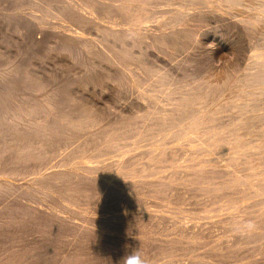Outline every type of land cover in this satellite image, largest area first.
I'll list each match as a JSON object with an SVG mask.
<instances>
[{"label": "bare ground", "instance_id": "obj_1", "mask_svg": "<svg viewBox=\"0 0 264 264\" xmlns=\"http://www.w3.org/2000/svg\"><path fill=\"white\" fill-rule=\"evenodd\" d=\"M0 5H1V3H0ZM2 5H6V8H8L11 12H13V14L20 16L18 18H21L23 26L17 27V29L20 28V30H19L20 32L18 31V33L20 36H23L24 38L27 36V39L29 38L28 36H30V41H27L26 39L25 40L27 42H30V44L28 43V45H31V46L32 45L33 46L34 45H37V46L41 45L40 41L45 40L46 36H47L46 37L47 39L49 38L48 36L51 33L47 34L48 30L46 28V27H48V24L50 23L49 21L48 22L46 21V19L48 17L52 20H55V22L56 21L60 22V24L59 23H57V24L53 23L54 24L53 26L58 25L57 27H54V28H56L55 29L56 33H57V31L59 32V33H57V35H58L57 38H58V40H61L62 43H60L61 47H60V49L58 48L59 50L57 49V46H58L57 44H56L57 46L55 45L56 46L55 48L59 51V55L62 56L61 58H63V56H64L68 59L79 60L78 62L81 64H82V62H80V61L91 60V62H92V60L94 59L95 61H93V62L97 63L96 64L97 68L98 67L101 68V70L104 73V77L107 80V84H108L107 90H108L110 97L112 99L121 97L122 96L121 94L124 92L123 96L125 95L126 97H129V98L127 99V101H125L124 106L122 104L123 108L127 109V110L136 109L138 112H140L138 114H135V117L138 120V122H137L138 126L136 125V128L133 127L134 129L137 130L134 132L136 134H132V135L128 134L130 136H125L124 134L126 133V131H124V129H122V128H121L122 129L121 130L119 127L122 124V122L117 117L115 118V116H113L114 114L112 115L113 119L110 117V120H112V121H110L108 123H113V125L115 124L118 126L113 127L112 130L110 129V131H108V132L101 133L102 131L99 132V128H102L103 126L101 127V125H103V124H100L99 122L94 121L92 119L89 121L90 117L87 121L86 120L87 118L85 119V117L90 116V115L86 114L87 116L84 115L85 117L82 115L84 117L83 119H85L87 122H83L81 124L80 121H78V119H77V116H78L77 114L76 115L70 114L71 112L67 113V111H70L71 107H69V110H67L66 109L67 106L65 107V105L59 104L60 102H58L59 105L56 103L57 99L53 98L56 96V94L54 96L52 95L54 91L52 92V94L50 93V91H46V90L43 91L44 87H43L42 83L40 84L41 89L27 88L26 86L23 85L24 82L21 80L22 78L20 77L21 78L20 79L18 77V75L20 73L19 74L17 73L18 75H16V70L14 69L15 67H12V65L6 66V64H5V66L0 65V175L2 177V179H0V182H1L0 183V193L2 191L1 189H3L4 190V192H3L4 196L8 197V199H6V201H5V202H7L5 205H7V204L9 206L11 205V207L13 208L15 206L17 207L19 204L21 205V201H22V203H24V201H26L25 199L27 197L30 198V200H31V198H35V199L37 198V199H40V202L37 200V202L39 204H37L36 206H41L42 208L36 207V209L37 208L43 209V213H45V214H46V212H44V211L49 210L51 212V213L49 212V214H50V215L48 214L49 216H51L53 214L55 216H63L65 214H68V212H70L71 210H73V209H71V207L75 206L76 200H79L80 197L84 196L85 192H86V194L89 193V192L87 193V191H89L88 186L90 185V182L93 183L94 180H97L95 182L98 183V178H101V180H102V181L99 180L100 181L99 185H102L101 182H104V184H106L107 187H105V188L101 187L102 191L99 193L90 191V194L94 193L93 197H96V199L99 200L98 202L104 204L106 199H108L107 192H108V187H109L108 185H110V183H112L113 185H115L117 187L118 184L117 185L114 184V183H116V181L129 180L130 182H132L134 179L136 182L135 178H137V181H139V182H142V181L145 182L146 180H148L146 178L149 175H146V174L144 175V173L146 171L143 169V167H142V169H143L144 173L142 172V169H140V171H141V173H143V175L142 174H140V176L135 175L134 172H130V170L127 169V167H128L127 165L129 163L125 165L126 161H123L124 163L117 162L119 164L115 165L113 167V169L112 168H110L109 170L106 169L107 174L100 177V175H102V173L105 172L104 167H103L104 165L101 164L102 166L101 165L99 166L98 165L99 162H97L96 159L101 158L102 156L106 155L107 153L109 154L108 149H112V150L115 149L116 150L118 148L120 141L127 140L130 138V139H132V141L134 140V143H137L136 141L141 142V140L143 141V140L147 139L148 136H150V135L153 136L154 134H158V133L161 134V133L169 132L170 134L165 133L166 135H165V138H163L164 140L163 139H162L163 141L161 140L162 142L160 145L163 147V149H159V150H161V152L158 151V152H160V154L158 153L160 156L157 154L158 158H156L157 160L155 159L156 162H158V167H157V165H155V167L154 166L153 167L154 168L157 167L159 169L162 168V171H163V168H167V167L169 169L171 168V170H169V171H175V173L172 174V175H174V177H171V175H169L167 172L166 174L168 176L165 174L164 177L161 176L160 179H158L159 177L156 178L160 182L157 183V181H156L155 184L156 183L161 184V185L164 184V186L169 187V186H172L171 183H173L174 181H178V183L180 182L182 184V186L185 185V186L189 187L188 189L194 188L197 191L196 194H199L198 192H200L203 195H205V197H206V198H204L205 204H207L208 202H212L213 205L217 204L216 209L217 210L219 209V212L221 211L222 208H226V207L221 206V204L219 205V202L221 201V199L224 198V200H225L226 197L228 198L231 194L233 195V193L236 196L238 195V197L235 198V196H234L233 198L231 197V199L228 198L231 200L232 204H234L233 202L237 201L239 198L249 199L250 203H251V205L249 204L248 207H240L239 209L236 208L238 205L237 206L235 205L236 207H234V209L236 208V211H234V213L230 212L228 214L225 213L226 215L224 214V216L220 215L221 218L218 217L219 219L217 218L216 219L217 221H215V220L211 221L210 218L212 219V216L210 215L211 217L210 216H209L210 218L208 217L210 221L205 222V220H204L203 222H205V223H203V224H200V223L195 224V222H194V225H193V222H192L191 224L193 226L189 225L190 226L189 227V226H185V223H183L184 224V231L186 232V234L188 236L194 235L195 232H198V233H196L198 238H196L197 236L196 237H188L189 239L193 240L192 242L189 243V245L191 244L193 247L199 249L203 244L202 240L204 239V236H203L204 233L208 232L210 229L215 228L218 225L219 226L222 225L224 227L226 226V228L227 227L230 228V229L227 228L226 230H232V232L235 233L237 236H239V238L241 239V240L239 239L240 241L236 243V247H241L242 245H246L249 243L256 244L257 242H259V243H257V246H258L257 250H260V251L264 250V208H261L260 210L257 209L259 206H264V127H259V124H264V0H6L5 4H2ZM46 7H47V9H46L45 15H48V14L49 15L47 17H44V14L41 12H44L43 10ZM38 8L39 9L44 8V9H41L42 10L41 11ZM8 9H5V10H8ZM13 17H14V15H13ZM74 18H76L77 20L75 19L76 21H73V22H76V23H77V21H79V23L80 22H87L89 27L95 28V29L99 28L98 25H96V20L104 21V18H106L107 19L106 23L109 24V27L105 31L106 32L105 38L102 35V37L104 39H102L101 43L94 41L93 44H87L88 42L87 43L82 42L83 38L81 36L83 33H85L86 30L83 31V28H80V27H82L81 25L75 26V27L65 25L68 21L73 20ZM19 22L20 21H18V23ZM27 22L29 23L30 26L27 25ZM73 22H71V23H73ZM46 24H47V26H45ZM20 25H21V22H20ZM51 25H52V23H51ZM17 26H19V25H17ZM84 26H87V25H84ZM48 29H51V28H48ZM52 29L49 32H55V31H52ZM84 29H86V28H84ZM78 31L79 32L81 31L80 33H82V34L80 35V33ZM3 32H4V30H3ZM14 32H17V31H14ZM37 32H39L38 33L39 35L35 38V34ZM74 33L76 35H74ZM92 34H94V33H92ZM49 40H53V39H51V37H50ZM46 41H48V40H46ZM54 44H55V42H54ZM187 47L190 49V52H189L190 56L188 55V56L184 57L183 59H180L178 54H181V53H179V52H181L182 50H184ZM53 48H54V46H53ZM19 50H21V49H19ZM51 50H53V49H51ZM10 54H12V53H10ZM17 59H18V57H17ZM2 61H4V59ZM6 63H8V62H6ZM73 63H75V62H73ZM93 64H95V63H93ZM61 68H62V66H61ZM80 69H81V67H80ZM84 69H85V66H84ZM56 74H58V73H56ZM78 74H76V76ZM101 74H102V72H101ZM179 77H181L186 82V84L185 83L184 84L186 85L187 89L185 90L186 87L185 88L183 87L185 92L182 93V95H178V96L173 97L174 92L175 93H176V91L181 92L183 90V89L177 90L175 88L177 86L176 83H177ZM91 78H92V76H91ZM37 82H38V80H37ZM179 82L180 81H178V83ZM56 83H55V85H56ZM182 83H181V85H182ZM86 84H87V82H86ZM47 85L50 86L49 84H47ZM47 85L45 83V86H47ZM185 85H182V86H185ZM80 89H81V87H80ZM61 90H62V87H61ZM51 91H52V89H51ZM47 92H49V93L47 94ZM155 92L157 95L153 94ZM37 93H39L40 98L34 99L33 95L36 94V96H37ZM160 94L162 95V97L160 96ZM176 94H178V93H176ZM119 95H121V96H119ZM110 97L107 100H111ZM124 98L122 97V99H124ZM119 99H121V98H119ZM30 100H32V101H30ZM70 100H71V98H70ZM72 100H74V99H72ZM65 101H66V99H65ZM62 102H64V101H62ZM167 105H170V108H168L169 106L166 107ZM59 106H63V107H65V109L62 107H59ZM75 106H76V104H75ZM154 106H156V107H154ZM208 106H210V107L212 106L211 110H209L210 107H208ZM206 108L208 109L207 111H209V112L202 113V112H204V110ZM72 109H74V108H72ZM120 109H119V111H120ZM65 110H67V111H65ZM72 111H73L72 113L76 112L74 110H72ZM109 111H110V109H109ZM79 113H81V112H79ZM198 113L199 114L202 113V114H200L199 118H198ZM254 113H255V115H254ZM81 114H83V113H81ZM110 114H111V112H110ZM128 115H130V114H128ZM79 117H80V115L78 116V118ZM92 118H94V117H92ZM100 119L102 120L101 117H100ZM85 120H82V121H85ZM103 120H105V119H103ZM234 120H240L242 124L240 126H235V125L232 126V123ZM108 121H109V119H108ZM101 123H103V122H101ZM80 124L84 128V130H82V131H80V129H81ZM104 124H105V122H104ZM127 124H128V122H127ZM131 126H133V125H131ZM258 127L260 128L259 130H257ZM133 128H131V129H133ZM75 129H79L78 131H80V133L85 132L86 136L88 137V138H86V140L84 142L86 145V147L84 146L86 148V150L81 155L79 154L78 157L75 158L76 160L80 159V161L75 163V162L71 161V158L61 157L60 156L61 154L58 155V158H60V157L61 158L59 160H57L58 162L55 164H50L51 162H48L51 159L47 160V158H48L47 155H45V157H47V158H45L46 161L44 159H43L44 161L40 160L41 150H44V147H42L43 145L48 144L47 142H49V144H50L51 140H54V138H57V137L65 138L67 136L75 134V132H76ZM74 130H75V132H74ZM122 131H124V134H122ZM170 131H172V133ZM212 132H215V133L213 134ZM78 133L76 132V134H78ZM79 134H78V136H79ZM236 135H238V136H236ZM75 137H76V135H75ZM161 137H162V134H161ZM163 137H164V135H163ZM63 138H61V139L58 138L57 140H59V139L62 140ZM68 138L70 139V137H68ZM68 138H67V140H69ZM158 139H153V140L157 141ZM73 141H75V140H73ZM145 141H147V140H145ZM62 142H64V141H62ZM69 142H71V141H69ZM81 142H82V140H81ZM78 143H79V141H78ZM162 143H163V145H162ZM182 143L189 144L188 146L193 145L194 149L193 150L192 149L185 150L183 147L184 144L182 145ZM51 144H53V143H51ZM57 144L60 147V145H59L60 143L57 142ZM69 144H71V143H69ZM56 145H54V147ZM82 145H83V143H82ZM127 145L125 147H128ZM154 145H155V143H154ZM156 145H158V144L156 143ZM164 146H166V147L164 148ZM65 147H66V145H65ZM102 147L103 148L105 147L106 150H102L101 149ZM136 147H138V146H136ZM185 147H187V146H185ZM56 148H57V146H56ZM85 148H83V149H85ZM121 148H124V147L121 146ZM146 149L149 150L148 147ZM45 150H47V149H45ZM58 150H59V148H58ZM60 150L58 151L59 153H60ZM44 151H42V152H44ZM47 151L49 152L50 150H47ZM47 151H46V153H47ZM138 151H139V149H138ZM65 152H63V153H65ZM141 152L144 153L142 150H141ZM53 153H54V151H53ZM69 153H70V151H69ZM51 155H53V154L51 153ZM132 155H130V156H132ZM157 155H156V157H157ZM197 155H202L203 157H200V159H196L195 157ZM209 155L210 156L216 155V157H217V155H219L220 160L219 161L213 160L212 159L213 157L210 158ZM53 156L55 157V155H53ZM139 156L140 157L138 159H140V158L145 159L143 156H141V155H139ZM148 157H149V155H148ZM72 159H73V157H72ZM150 159H148V160H150ZM186 159H190L192 161L194 159L195 162L191 161L190 162L191 165H188V166L184 165L183 167L181 166L182 164L177 165V163L178 164L180 163V160H186ZM107 161H108V159H107ZM152 161H154V160H152ZM103 162H104V160H103ZM156 162H155V164H156ZM77 165H80V166H77ZM147 165L149 166V164H147ZM175 165L177 167L176 169H174ZM110 166H112V165H110ZM55 167L58 169V171H55V172L51 171V169L55 168ZM140 167H141V165H140ZM140 167H138V168H140ZM172 167H174L173 168L174 170H172ZM131 169H133V168H131ZM152 172H153V170H152ZM152 172H150V173H152ZM14 173L15 174L16 173H23V175L24 174H25V176L29 175V177L30 176L36 177V175L37 176L41 175V177L42 176L44 177V180L35 183V180H34L35 177H34V178H32L34 183L32 182V184H29V186H27L26 188L23 187L21 189H18L16 187L17 185L14 186L11 183V181H9V179L6 180L7 177L12 176V178H13ZM150 173H148V174H150ZM155 174H156V172H155ZM9 175H11V176H9ZM17 176H18V174H17ZM21 176H22V174H21ZM150 176H152V175L150 174ZM29 177H28V179H29ZM36 178L38 179L39 177H36ZM26 179L27 178H25V180ZM32 179H30V182L32 181ZM154 181L152 180V182H154ZM95 182H94V184H95ZM24 183L27 184V183H29V181L24 182ZM147 183L153 184L149 181ZM14 184H16V183H14ZM174 184H176V182H174ZM125 185H126V187L128 186L127 184H125ZM115 186L111 187V189L115 188ZM20 187L21 186H19V188ZM135 187L136 188H134V189L137 190L136 192H137L139 199H140L139 202L142 203L144 206L145 204H147V203H144V202H147V200H146L147 197H150L151 189L149 187H152V186L148 187L145 184H141V185H138ZM173 187H174V185L172 186V188ZM187 187H185V188L187 189ZM121 188H123V187H121ZM121 188H119V189H121ZM131 188H133V185ZM178 188H180V187L178 186ZM95 189H97V188H95ZM169 189H171V188L169 187ZM175 189H176V191L178 190L177 188H175ZM90 190H93V189H90ZM127 191H129V190H127ZM153 191L156 192V190H153ZM179 191H180V189H179ZM179 191H177V192H179ZM134 192H135V190H134ZM154 192H152V193L154 194ZM167 192H169V191L167 190ZM183 192L185 193L186 191L184 190ZM189 192H187V193H189ZM191 192H193V191H191ZM123 193H125V192L123 191ZM166 194H163V195H166ZM174 194H175V191H174ZM180 194H182V193H180ZM180 194H178V196H177L178 198H179ZM173 195L170 194V195H168L169 197L167 195L166 196L169 199L170 198L172 199ZM192 195L196 197L195 194H192ZM239 195H241V196H239ZM1 196L2 195H0V201L2 200ZM123 196L125 197V194H123ZM197 196H199V195H197ZM7 197H5V198H7ZM93 197H91V198H93ZM5 198L3 200H5ZM85 199L88 200L89 197H88V199L84 198V200ZM111 199H113V198L111 197ZM164 199H166V198H164ZM181 199H184V198H181ZM123 200L126 202L127 199L126 200L123 199ZM174 200H176V199H174ZM27 201H26V203H27ZM117 201H119V200H117ZM181 202H183V201H181ZM204 202H202V203L204 204ZM80 203H82V202H79V204ZM228 203H229V201H228ZM0 204H1V202H0ZM2 204H3V206H0V207H2L0 209V212H3V214L5 212H7L8 209L12 210V208H10V207L7 209L8 205L5 206L4 203H2ZM138 205H139V203H138ZM208 205H211V203H209ZM213 205L211 208H209L210 210L213 208ZM245 205H246V203H245ZM27 206L28 205H26V207ZM104 206H106V205H104ZM241 206H243V204ZM22 207H24V206L22 205ZM204 207L205 206L203 205V209H204ZM116 208L118 209L119 207L116 206ZM128 208H129V206H128ZM179 208H181V207H179ZM39 209H37V210H39ZM94 210H96V209H94ZM206 210H208V209H206ZM128 211H131V210L129 209ZM223 211H224V209H223ZM225 211H227V210L225 209ZM9 212H11V211H8L7 213H9ZM13 212H15V211H13ZM13 212H12V214H13ZM23 212H25V211H23ZM35 212H37V211H35ZM73 212H74V210L72 211V213ZM81 212L82 211L80 210V213ZM108 212H111V211H108ZM41 213H42V211H41ZM75 213H76V215L73 214L74 216H72V217H75V216L77 217V215L79 214V211L75 212ZM85 213L88 214V212H85ZM95 213H93V214H95ZM103 213H104V211H103ZM111 213H113V212H111ZM207 213L208 212H206V214ZM244 213H246V215ZM32 214H34V212H32ZM69 214L72 215L71 213H69ZM114 214H116V212ZM35 215H38V214L35 213L34 217H35ZM48 215L43 214V218H44V216L45 217L47 216V220H48L49 219ZM81 215L85 216V218H86V214H83V212ZM89 215H91V214H89ZM89 215H87V216H89ZM97 215H98V212H97ZM135 215H136V213H135ZM247 215H251L252 218L250 216H247ZM40 216H42V215H40ZM194 216H196V215L194 214ZM215 216H217V213L215 214ZM52 217H50V218H52ZM64 217H63V220H64ZM116 217H117V215H116ZM119 217H120V215H119ZM246 217H249L250 219L249 218L247 219ZM32 218H33V215H32ZM37 218H39V217H37ZM55 218H57V217H55ZM58 218H62V217H58ZM77 218H78L77 220L81 219V218L79 219V215ZM110 218H112V217L110 216ZM123 218H124V215H123ZM169 218H170V216H169ZM5 219L3 221H7V220L10 221V222L7 221L6 223L10 224L12 222L11 220H9L10 217H9V219L7 217V220H5ZM70 219H71V217H70ZM70 219H68V220L70 221ZM180 219H181V217H180ZM30 220H31V217H30ZM51 220H53V218ZM60 220H62V219H60ZM66 220L67 219H65V221ZM87 220H88V217H87ZM112 220H113V218H112ZM140 220H141V218H140ZM147 220H148V218H147ZM3 221H1L0 223H2ZM48 221L51 222L50 219ZM69 221H66V223H64V224H67V222H69ZM16 222H18V221H16ZM30 222H32V221H30ZM59 222L60 221H58V224H59ZM88 222H89V220H88ZM130 222H131V220H130ZM132 222H134V221H132ZM140 222H139V224H140ZM6 223L5 224L2 223V225L3 224L7 225ZM85 223H86V225H85ZM21 224H22V222H21ZM34 224H35V222H34ZM47 224H50V223H47ZM47 224H46V226H48V227H46V226L45 227L49 229V227L52 223L50 225H47ZM68 224L70 226V223H68ZM88 224H90V223H88ZM95 224L96 223H94V226L92 228L95 229V231H96L97 229L95 227L96 226ZM18 225H20V224H18ZM52 225L54 226V225H56V223L55 224L53 223ZM62 225H63V223H62ZM75 225L77 226V223ZM8 226L9 225L5 226V228H7ZM14 226L15 225H13V230H14ZM91 226L89 225V227H88L87 221H85V222H83V224H81V226H80L81 228H79V232L81 230H82V232H80V233L77 232V233L79 234V236L84 237V235H85L84 233L85 232L87 233V231H83V229L84 230H90V229H92ZM110 226H111V224H110ZM170 226H171V224H170ZM59 227H61V224ZM63 227H64V225H63ZM65 227L60 228V229L64 230ZM101 227H103V226L100 225L99 228H101ZM176 227H178V226H176ZM179 227H180V225H179ZM9 228L11 229V224H10ZM17 228L15 231H17ZM29 228H31V227H29ZM39 228H38V230H39ZM103 228H106V227H103ZM127 228H128V226H127ZM127 228H125V229H127ZM221 228L223 229V227H221ZM43 229L45 232L46 229L44 227H43ZM43 229H40V231L43 232ZM51 229H54V228L52 227ZM74 229H76V228L73 227V230ZM0 230H2L1 227H0ZM68 230H70V229H68ZM100 230L97 232H100ZM105 230H103V232ZM119 230L120 229L117 227V225L116 226L113 225V227L112 228L110 227V230L108 231V233L110 232L111 235L113 236V237H111L109 244H110V247L114 250L117 249V247L119 249V247L123 246L122 244H120L122 246H119V240L118 239H121V238H119L120 237L119 235H121L123 233L121 236H122V240H124V241L127 239L124 236H128V234L132 235L131 233H129L130 231L128 233H125L121 229L122 232L120 231L121 233H119ZM128 230H130V229H128ZM11 231L12 230H10L9 232H11ZM40 231H39V233H40ZM76 231H77V229H76ZM76 231H73V235L76 233ZM106 231H105V233H107ZM125 231L127 232V230H125ZM154 231H157V230H154ZM1 232L3 233V231H1ZM9 232H8V234H9ZM53 232H57V231L55 230ZM53 232L51 233V236H52ZM91 232H93V231H91ZM11 233L14 236V234L17 232L14 233V231H12ZM69 233L70 232H68L67 234H69ZM19 234L21 235L22 233H19ZM19 234L17 233V236ZM32 234L33 233H31V235ZM57 234H58V232H57ZM61 234H63V232ZM101 234H104V233H101ZM124 234H127V235H124ZM173 234H175V233H173ZM173 234H171V235H173ZM198 234H200V236ZM235 234H233V235L235 236ZM46 235H48V234H46ZM73 235H69V236L72 237ZM96 235H98V234H96ZM184 235H185V233H184ZM44 236H42V237H44ZM87 236L90 237L91 235L90 236L87 235ZM101 236H99V237H101ZM103 236L105 237V234ZM34 237L36 238V236H34ZM34 237H32V238H34ZM61 237H62V235H61ZM70 237H69V239H70ZM93 237H90V238L94 239ZM2 238H4V237H2ZM37 238H39V237H37ZM48 238H50V237H48ZM55 238H57V236ZM77 238H78V236H77ZM95 238H96V236H95ZM101 238H103V237H101ZM129 238L132 239V237H129ZM137 238H139V236H137ZM19 239H20V237H19ZM78 239H77V241H78ZM88 239L89 238H87V241H88ZM96 239H98V238H96ZM133 239H136V238H133ZM142 239H145V238H142ZM184 239H185V237H184ZM54 240H57V239H54ZM3 241H5V238L3 239ZM40 241H44V240L42 239ZM45 241H46V239H45ZM52 241L53 240H51V242ZM58 241H59V239H58ZM87 241H85V242L89 243V241L88 242ZM97 241L98 240L95 241L96 244H97ZM227 241H228V239H227ZM31 242H33V241H30L29 243H31ZM34 242H35V240H34ZM36 242H38V241H36ZM36 242L33 244V247L35 245H37L39 247L42 243V242H40V243H36ZM79 242H80V244L85 243L83 241L82 242L79 241ZM126 242L128 243V241H126ZM11 243H12V241H11ZM75 243L77 244V242H75V240H72L70 243L67 244V249H66V247H64V249L67 250L68 253H70V252L72 253V251H76L77 248H76ZM91 243H92V241H91ZM167 244H168V242H167ZM42 245H45V244H42ZM48 245H51V244H48ZM62 245H64V243ZM29 246H30V244H29ZM37 246H35V247H37ZM220 246L222 247V245H220ZM38 247L36 249H38ZM223 247L225 249L226 248L228 249V247H225V246H223ZM93 248H95V247H93ZM220 248H219V250H220ZM241 248H243V250H244V246ZM64 249H62V250L65 251ZM95 249H97V248H95ZM98 249H100V248H98ZM107 249H108V245H107ZM122 249H123V247H122ZM122 249H120V250H122ZM250 249H248V251ZM44 250L41 249V251L43 253H44ZM100 250H102V249H100ZM128 250H130V249H128ZM193 250H195V249H193ZM254 250L256 251V249H254ZM254 250L253 251L251 250L250 253L254 252ZM16 251H18V250H16ZM39 251H40V249H39ZM29 252H28V254H29ZM117 252L118 251H116L115 253H117ZM245 252L247 253L246 249L244 250V253ZM262 252H264V251H262ZM14 253H16V252H14ZM217 253H216V255L213 253L214 256L217 257ZM234 253H235V250H234ZM60 254H61V252H60ZM112 254H114V253H112ZM190 254H191V252H190ZM222 254L223 253H221L220 255H222ZM255 254H257V253H255ZM52 255H50V256H52ZM83 255H86V254L84 253ZM197 255H196V257H197ZM206 255H208V254L206 253ZM230 255H231V253H230ZM236 255H237V257L235 259V262L234 263L232 262V264H247L248 263L247 259L251 256V254H250V256H248V258H247L246 255H243L242 253H238V252ZM73 256H75V255H73ZM116 256H118V255H116ZM253 256H254V254H253ZM10 257H13V256H10ZM81 257H79V258H81ZM113 257L111 256V258H113ZM208 257L209 256H207L205 258H208ZM252 257H250V258H252ZM34 258H36V257H34ZM232 258H234V257H232ZM1 259H2V257H1ZM39 259H40V257H39ZM221 260H223V259H221ZM65 261H67V260L65 259ZM208 261L209 260H207L206 262H208ZM249 261H251V260L249 259ZM206 262H204V263H206ZM33 263H31V264H33ZM176 263H178V262L176 261ZM186 263H188V262H186ZM208 263L211 264L210 262H208ZM196 264H198V263L196 262ZM218 264H223V262L220 263V261H219ZM248 264H250V263H248ZM259 264H261V263H259Z\"/></svg>", "mask_w": 264, "mask_h": 264}, {"label": "rangeland", "instance_id": "obj_2", "mask_svg": "<svg viewBox=\"0 0 264 264\" xmlns=\"http://www.w3.org/2000/svg\"><path fill=\"white\" fill-rule=\"evenodd\" d=\"M4 1V2H3ZM5 1L6 0H0V3H1V5H0V65H4L5 66V64H6V66L8 65V66H10V65H12V67H15L14 69L16 70V75H18L19 73V75H18V77L25 83H23V85L24 86H26L27 88H33V89H41L40 87H41V83H42V85H43V87L45 88H43V91L44 90H46V91H50V93L52 94V92H53V96L56 94V96L55 97H53V98H55V99H57V104H58V102H60L59 104H61V105H65V107L67 106V110H69V107H71V109L72 108H74V109H72V110H74V111H76V112H74V113H72L73 111L70 109V111H67V110H65V111H67V113L68 112H71L70 114H74V115H80V117L78 118V116H77V119H78V121H80V123L82 124L83 122H87L88 121V119H89V117H90V119H89V121L92 119V120H94V121H97V122H99L100 124H103V125H101V127L102 128H99V132L100 131H102L101 133H103V132H108V131H110V129L112 130V128L113 127H117L118 125H113V123H108V122H110V121H112V120H110V117L112 118V115L113 116H115V118L117 117L118 119H120L121 120V122H122V126L120 125L119 127H120V129L122 128V129H124V131H126V133L124 134V131H122V134H124L125 136H130V135H132V134H136V133H134L135 131H137L136 129H134V128H136V125L138 126V120H137V118L135 117V114H138V113H140V112H138L136 109H132V110H127V109H124L123 108V106H124V104H125V101H127V99L129 98V97H126L125 95L123 96V94H124V92L121 94V95H119V96H121V97H118V98H115V99H112L111 97H110V95H109V93H108V90H107V87H108V84H107V80L105 79V77H104V73H103V71L101 70V68L100 67H98L97 68V63L96 62H93V61H95L94 59L92 60V62H91V60H89V61H80V62H82V64L81 63H79L78 61L79 60H72V59H68V58H66V57H64L63 56V58H61L62 56H60L59 55V49H60V47H61V45H60V43H62L61 42V40H58V35H57V33H59L58 31H57V33H56V28H54V27H57L58 25H55V26H53L54 24L53 23H55V24H57V23H59L60 24V22H58V21H56L55 22V20H52V19H50L49 17L46 19V21L48 22H50L49 24H48V27H46L47 28V30H48V32H47V34L49 33H51L48 37V39L45 37V40H42V41H40V43H41V45H28V43L30 44V42H27V41H30V36H28L29 38L27 39V36L24 38L23 36H20L19 35V33H18V31L20 30V28H18L17 29V27H21V26H23V24H22V21H21V18H18V17H20V16H18V15H15V14H13V12H11L8 8H6V5H2V4H5ZM3 7V8H2ZM5 9H8V10H5ZM39 9V8H38ZM37 9V10H38ZM41 9H44V8H41ZM41 9H39V10H41ZM46 9H47V7L43 10L44 12H41V13H43L44 14V17H47L48 15H45V13H46ZM7 11V12H6ZM42 11V10H41ZM12 15V16H11ZM13 15H14V17H13ZM7 16V17H6ZM17 19H16V18ZM19 19V20H18ZM76 18H74L73 20H70L71 22H73V21H76L75 20ZM3 20V21H2ZM17 20V21H16ZM18 21H20L21 22V25H20V22L18 23ZM70 21H66L67 23L65 24L66 26L68 25V26H71V27H75V26H82V27H80V28H83V31H85V33H80L79 31V33H80V35L82 34V42H88L87 44H93L94 43V41L95 42H102V39H104L105 38V31L107 30V28L109 27V24L108 23H106L107 22V19L106 18H104V21H98V20H96V25H98V29H95V28H91V27H89V25L87 24V22H80L79 23V21H77V23L76 22H73V23H71ZM51 23H52V25H51ZM104 25H102V24ZM7 24V25H6ZM19 25V26H17V25ZM47 24L45 25V26H47ZM106 24V25H105ZM5 25V26H4ZM27 25L28 26H30L29 25V23L27 22ZM84 25H87V26H84ZM100 25V26H99ZM9 26V27H8ZM12 26V27H11ZM16 28H15V27ZM53 26V27H52ZM2 28V29H1ZM10 28V29H9ZM48 28H53L52 29V31H55V32H49V31H51V29H48ZM84 28H86V29H84ZM16 29V30H15ZM92 29V30H91ZM3 30H4V32H3ZM17 31V32H14V31ZM95 31V32H94ZM8 32V33H7ZM20 32V31H19ZM77 32V31H76ZM96 33L95 35L94 34H92V33ZM102 32V33H101ZM18 35H17V34ZM39 32H37L36 34H35V38L39 35L38 34ZM53 33V34H52ZM56 33V34H55ZM55 34V35H54ZM89 34V35H88ZM91 34V35H90ZM57 35V36H56ZM74 35H76L75 33H74ZM73 35V36H74ZM102 35H103V37H102ZM96 36V37H95ZM23 37V38H22ZM50 37H51V39H53V40H49L50 39ZM90 37V38H89ZM10 38V39H9ZM7 39V40H6ZM23 39V40H22ZM27 41H26V40ZM75 39V38H74ZM13 40V41H12ZM46 40H48V41H46ZM76 40V39H75ZM89 40V41H88ZM100 40V41H99ZM25 41V42H24ZM53 41V42H52ZM93 41V42H92ZM6 42V43H5ZM44 42V43H43ZM54 42H55V44H54ZM8 43V44H7ZM43 43V44H42ZM3 44V45H2ZM18 44V45H17ZM54 44V45H53ZM58 46H57V45ZM13 45V46H12ZM24 45V46H23ZM57 46V49L55 48L56 46ZM45 46V47H44ZM53 46H54V48H53ZM18 47V48H17ZM22 47V48H21ZM28 48V49H27ZM19 49H21V50H19ZM51 49H53V50H51ZM42 50V51H41ZM18 51V52H17ZM56 51V52H55ZM55 52V53H54ZM58 52V53H57ZM189 52H190V49L187 47V48H185L184 50H182L181 52H179V53H181V54H178V56H179V58L180 59H183L184 57H186V56H188L189 55ZM10 53H12V54H10ZM17 54V55H16ZM21 54V55H20ZM23 54V55H22ZM28 54V55H27ZM8 55V56H7ZM20 57H19V56ZM37 55V56H36ZM185 55V56H184ZM5 56V57H4ZM25 56V57H24ZM183 56V57H182ZM190 56V55H189ZM16 57V58H15ZM17 57H18V59H17ZM4 59V61H2L3 59ZM55 58V59H54ZM65 58V59H64ZM12 59V60H11ZM7 60V61H6ZM11 60V61H10ZM20 60V61H19ZM23 60V61H22ZM32 60V61H31ZM34 60V61H33ZM68 60V61H67ZM72 60V61H71ZM6 62H8V63H6ZM12 62V63H11ZM72 62V63H71ZM73 62H75V63H73ZM93 63H95V64H93ZM74 64V65H73ZM80 64V65H79ZM62 66V68H61V66ZM76 65V66H75ZM85 66V69H84V66ZM91 65V66H90ZM95 65V66H94ZM39 66V67H38ZM41 66V67H40ZM71 66V67H70ZM90 66V67H89ZM80 67H81V69H80ZM97 69H96V68ZM61 68V69H60ZM68 68V69H67ZM55 69V70H54ZM73 69V70H72ZM93 69V70H92ZM19 70V71H18ZM28 70V71H27ZM54 70V71H53ZM77 70V71H76ZM85 70V71H84ZM35 71V72H34ZM33 72V73H32ZM47 72V73H46ZM49 72V73H48ZM54 72V73H53ZM83 72V73H82ZM101 72H102V74H101ZM209 72V71H208ZM18 73V74H17ZM53 73V74H52ZM56 73H58V74H56ZM79 73V74H78ZM26 74V75H25ZM49 74V75H48ZM52 74V75H51ZM76 74H78L77 76H76ZM23 75V76H22ZM33 75V76H32ZM36 75V76H35ZM39 75V76H38ZM42 75V76H41ZM44 75V76H43ZM47 75V76H46ZM59 75V76H58ZM66 75V76H65ZM91 76H92V78H91ZM95 76V77H94ZM39 77V78H38ZM59 77V78H58ZM88 77V78H87ZM32 78V79H31ZM36 80H35V79ZM38 78V79H37ZM42 78V79H41ZM64 78V79H63ZM104 78V79H103ZM41 79V80H40ZM67 79V80H66ZM76 79V80H75ZM80 79V80H79ZM83 79V80H82ZM37 80H38V82H37ZM26 81V82H25ZM32 83H31V82ZM48 81V82H47ZM78 81V82H77ZM178 81H180L179 83H178ZM178 81H177V83H176V89L177 90H182L183 89V87L185 88L186 87V82L181 78V77H179V79H178ZM57 82V83H56ZM86 82H87V84H86ZM183 82V83H182ZM45 83H46V85L47 84H49L50 86H45ZM55 83H56V85H55ZM64 83V84H63ZM81 85H80V84ZM181 83H182V85H185V86H182L181 85ZM185 83V84H184ZM21 84V83H20ZM29 85V86H28ZM37 85V86H36ZM88 87H87V86ZM180 85V86H179ZM52 86V87H51ZM73 86V87H72ZM36 87V88H35ZM58 87V88H57ZM61 87H62V90H61ZM69 87V88H68ZM80 87H81V89H80ZM86 87V88H85ZM100 87V88H99ZM106 87V88H105ZM48 88V89H47ZM54 88V89H53ZM65 88V89H64ZM72 88V89H71ZM51 89H52V91H51ZM87 89V90H86ZM187 89V87L185 88V90ZM57 90V91H56ZM60 92H59V91ZM185 90L183 89L180 93L178 92V91H176V93H178V94H176L175 92V94L173 93V97H175V96H178V95H182V93H184L185 92ZM78 92V93H77ZM49 92H47V94H48ZM77 93V94H76ZM158 93V92H157ZM61 94V95H60ZM76 94V95H75ZM153 94H156V92L155 93H153ZM63 95V96H62ZM68 95V96H67ZM81 95V96H80ZM95 95V96H94ZM157 95V94H156ZM34 96V99H36V98H40V96H39V93H37V96H36V94H34L33 95ZM76 96V97H75ZM83 96V97H82ZM160 96L162 97V95L160 94ZM109 97H110V99L111 100H107V99H109ZM122 97L124 98V99H122ZM70 98H71V100H70ZM119 98H121V99H119ZM60 99V100H59ZM65 99H66V101H65ZM72 99H74V100H72ZM119 99V100H118ZM79 100V101H78ZM107 100V101H106ZM114 102H113V101ZM124 100V101H123ZM30 101H32V100H30ZM56 101V100H55ZM62 101H64V102H62ZM72 101V102H71ZM92 101V102H91ZM116 101V102H115ZM69 102V103H68ZM74 102V103H73ZM73 103V104H72ZM120 103V104H119ZM58 104V105H59ZM75 104H76V106H75ZM117 104V105H116ZM122 104H123V106H122ZM73 105V106H72ZM86 105V106H85ZM92 105V106H91ZM114 105V106H113ZM79 106V107H78ZM102 106V107H101ZM104 106V107H103ZM111 106V107H110ZM120 106V107H119ZM169 106V107H168ZM59 107H62V108H64L65 109V107H63V106H59ZM87 107V108H86ZM93 107V108H92ZM95 107V108H94ZM110 107V108H109ZM154 107H156V106H154ZM166 107H168V108H170V105H167ZM208 107H210V106H208ZM207 107V108H208ZM212 107V106H211ZM211 107L209 108V110H211ZM79 108V109H78ZM90 108V109H89ZM121 108V109H120ZM158 108V107H157ZM205 109L204 110V112H202V113H207V112H209V111H207L208 109ZM84 109V110H83ZM95 111H94V110ZM109 109H110V111H109ZM116 111H115V110ZM119 109H120V111H119ZM88 110V111H87ZM114 110V111H113ZM100 111V112H99ZM103 111V112H102ZM107 111V112H106ZM130 111V112H129ZM206 111V112H205ZM79 112H81V113H83V114H81V113H79ZM91 112V113H90ZM94 112V113H93ZM109 112V113H108ZM110 112H111V114H110ZM129 112V113H128ZM135 112V113H134ZM102 113V114H101ZM124 113V114H123ZM130 114V115H128V114ZM132 113V114H131ZM202 113H200V114H202ZM256 113V112H255ZM255 113H254V115H255ZM90 115V116H87V115ZM117 114V115H116ZM200 114L198 113V118L200 117ZM85 115V116H87V117H85V119L87 120H85V119H83L84 117L83 116ZM98 115V116H97ZM109 115V116H108ZM125 115V116H124ZM82 116V117H81ZM96 116V117H95ZM105 116V117H104ZM108 116V117H107ZM92 117H94V118H92ZM100 117L102 118V120L100 119ZM135 117V118H134ZM81 118V119H80ZM99 120H98V119ZM109 119V121H108V119ZM80 119V120H79ZM103 119H105V120H103ZM113 119V118H112ZM82 120H85V121H82ZM137 120V121H136ZM103 122V123H101V122ZM125 121V122H124ZM104 122H105V124H104ZM124 122V123H123ZM127 122H128V124H127ZM132 122V123H131ZM80 124V125H81ZM133 125V126H131V125ZM242 123H241V121L240 120H234L233 121V123H232V126L233 125H235V126H240ZM130 128H129V127ZM134 127V128H133ZM259 127H264V124H259ZM258 127V129L257 130H259L260 128ZM83 127H82V125H81V129H80V131H82V130H84V128L82 129ZM131 128H133V129H131ZM79 129H75L76 130V132L78 133H80V131H78ZM109 129V130H108ZM119 129V128H118ZM121 129V130H122ZM75 130H74V132H75ZM120 130V131H121ZM132 130V131H131ZM129 131V132H128ZM76 132H75V134H72V135H70V136H67V137H65V138H63V137H57V138H54V140H51V142H50V144H49V142H47L48 144H45V145H43L42 147H44V150L45 149H47V150H50L49 152L47 151V150H41V156H40V160H42V161H46V159L45 158H47V157H45V155H47L48 156V158H47V160H49V159H51V160H49L48 162H51L50 164H55V163H57L58 161L57 160H59L61 157H68V158H71V161H73V162H75V163H77L78 161H80V159H75L76 157H78V155L80 154H82L85 150H86V145H85V140H86V138H88L87 136H86V133L84 132H81L80 134H79V136H78V134H76ZM171 133H172V131H170ZM165 133H167V134H170L169 132H165ZM165 133H161L162 134V137H161V134H154L153 136L152 135H150V136H148V138L147 139H145V140H147V141H145V140H141V142H139V141H136L137 143H134V140L132 141V139H127V140H123V141H120V143H119V145H118V148L115 150V149H108V152H109V154L107 153L106 155H104V156H102L101 158H98V159H96V161L97 162H99L98 163V165L100 166L101 164L102 165H104L103 167H104V170H105V172H103L102 173V175H100V177L101 176H104V175H106L107 174V172H106V169L107 170H109L110 168H112L113 169V167L115 166V165H118L119 163H117V162H120V163H124L123 161H126V163H125V165L126 164H128L127 166V169L128 170H130V172H134V174L135 175H139L140 176V174H142L143 175V169L147 172H145L144 173V175L146 174V175H149L150 176V174L152 175V176H147V178L146 179H148V180H146L147 182L149 181V182H151V183H153V184H149V183H147L146 181L145 182H139V181H137V178H135L136 179V182H135V180L133 179V181L132 182H130L129 180H124V181H116V183H114V184H118L117 185V187L115 186V185H113L112 183H110V185H108L109 187H108V192H107V195H108V199H106V201H105V203L104 204H102V203H100V202H98L99 200H97L96 199V197H93V194L94 193H92V194H90V191H92V192H101L102 190H101V187L102 188H105V187H107V185L106 184H104V182H101V184L102 185H99L100 184V181H102L101 180V178H98V183L97 182H95V181H97V180H92L93 181V183L92 182H90V185L88 186V189H89V191H87V193L88 194H86V192L84 193V196H82V197H80V199L79 200H76V202H75V206H72L71 207V209H73L74 210V212L72 213V211L73 210H71L70 212H68V214L69 213H71L72 215H68V214H65V215H63V216H55L54 214L53 215H51V216H49L50 214H49V210H46V211H44V212H46V214L45 213H43V209H41L42 207L41 206H36L37 204H39L38 202H37V200L40 202V199H35V198H31V200H30V198H26L25 200L27 201V203H26V201H24V203H22V201H21V205L19 204L16 208L15 207H11V205L9 206L8 204V206L7 205H5L7 202H5L6 201V199H8V197L7 196H4V190L3 189H1L2 191H1V193H0V195H2L1 196V204H0V206H3V204L2 203H4V205L5 206H7V209L10 207V208H12V210L10 209H8L7 210V212L8 211H11V212H9V213H7V212H5L4 214H3V212H0V220L1 221H3L5 218V220H7V217H8V219H9V217H10V219L9 220H11L12 222L10 223L11 224V229L9 228L10 227V224L9 223H6L7 221H3L2 223H6L7 225H9L7 228H5V226H7V225H2V223H0V227H1V229L2 230H0V254L2 255H0V264H31V263H33V264H59L60 262V264H123V261H122V259L124 258V257H129V256H132V255H135V254H140V256H141V258L142 259H144L145 261H146V264H196V262L198 263V264H209L208 262H210L211 264H218L219 263V261H220V263H222L223 262V264H232V262L234 263L235 262V259H236V257H237V252L238 253H242L243 255H246V257L248 258V256H250V254H251V256L250 257H252L253 256V254H254V256L252 257V258H248L247 260H248V263H250V264H259V263H261V264H264V252H262V251H264V250H262V251H260V250H257L258 249V246H257V243H259V242H257L256 244H253V243H249V244H246V245H242L241 247H243L244 246V250L246 249V251H247V253L245 252L244 253V250H243V248H241V247H236V243L237 242H239L241 239L239 238V236H237L235 233H233L232 232V230H226L227 228H226V226L224 227V226H222V225H218V226H216L215 228H212V229H210L208 232H205L204 233V239L202 240V246L198 249V248H195V247H193L191 244L189 245V243L190 242H192L193 240H191V239H189L188 237H196L197 236V234L196 233H198V232H195V234L194 235H191V236H188L187 234H186V232L184 231V224L183 223H185V226H191L192 224V222H193V225H194V222H195V224H203V223H205V222H209L210 220L212 221V220H215V221H217L216 219L219 217V218H221L220 217V215L221 216H224V214L225 213H230V212H233L234 213V211H236V208H240V207H248V205L250 204L251 205V203H250V200L249 199H243V198H239L237 201H235V202H233L234 204H232V202H231V197L233 198L234 196H235V198H237L238 197V195L236 196L234 193H233V195L231 194L228 198H230V199H228L227 197H226V201L224 200V198L223 199H221V201L219 202V205L221 204V206H223V207H226V208H222L221 209V213L219 212V209L217 210L216 209V206H217V204H214L213 205V203L212 202H208L207 204H205V200H204V198H206L205 197V195H203L202 193H200V192H198L199 194H196L197 193V191L194 189V188H190V189H188L189 187H187V186H185V185H183L182 186V184L179 182L178 183V181H174V182H176V184H174V182L173 183H171L172 184V186L174 185V187L172 188V186H169L171 189H169V187H167V186H164V184H157V183H159L160 181L159 180H157L156 178H158V179H160L161 178V176L162 177H164V175L168 172V174L169 175H171V177H174V175H172V174H174L175 173V171H169V170H171V168L169 169L168 167L167 168H163V171H162V168L161 169H159V168H157L158 167V162H156V158H158V155L160 154V152H161V150H159V149H163V147L160 145L161 144V142L164 140L163 138H165ZM213 134L215 133V132H212ZM128 134H130V135H128ZM74 135V136H73ZM75 135H76V137H75ZM86 137H85V136ZM163 135H164V137H163ZM236 136H238V135H236ZM68 137H70V139L68 138ZM73 139H72V138ZM153 137V138H152ZM58 138H63L62 140H57ZM67 138L69 139V140H67ZM76 138V139H75ZM84 138V139H83ZM159 138V139H158ZM56 139V140H55ZM153 139H158L157 141L156 140H153ZM163 139V140H162ZM73 140H75V141H73ZM79 141V143H78V141ZM81 140H82V142H81ZM153 140V141H152ZM162 140V141H161ZM62 141H64V142H62ZM69 141H71V142H69ZM153 143H152V142ZM159 141V142H158ZM57 142L58 143H60L59 145H60V147L58 146V144H57ZM62 142V143H61ZM71 143V144H69V143ZM73 142V143H72ZM75 142V143H74ZM78 144H77V143ZM81 142V143H80ZM143 142V143H142ZM51 143H53V144H51ZM82 143H83V145H82ZM125 143V144H124ZM147 143V144H146ZM154 143H155V145H154ZM156 143L160 146H158V145H156ZM57 144V145H56ZM69 144V145H68ZM128 144V145H127ZM135 144V145H134ZM140 144V145H139ZM144 144V145H143ZM146 144V145H145ZM184 144V145H183ZM52 145V146H51ZM54 145H56L57 146V148H56V146L54 147ZM65 145H66V147H65ZM128 146V147H125V146ZM162 145H163V143H162ZM182 145H183V147H184V149L185 150H187V149H194L193 147V145L191 146H188L189 144H186V143H182ZM46 146V147H45ZM50 146V147H49ZM72 148H71V147ZM81 146V147H80ZM85 146V147H84ZM121 146L122 147H124V148H121ZM134 146V147H133ZM136 146H138V147H136ZM142 146V147H141ZM152 146V147H151ZM154 146V147H153ZM185 146H187V147H185ZM48 147V148H47ZM70 147V148H69ZM133 147V148H132ZM149 148V150L148 149H146V148ZM157 147V148H156ZM166 146H164V148H165ZM192 147V148H191ZM51 148V149H50ZM57 150H56V149ZM58 148H59V150H60V153L58 152L59 150H58ZM79 148V149H78ZM83 148H85V149H83ZM121 148V149H120ZM43 149V148H42ZM64 149V150H63ZM70 149V150H69ZM102 150H106V148L104 147H102L101 148ZM125 149V150H124ZM135 149V150H134ZM138 149H139V151H138ZM151 149V150H150ZM56 150V151H55ZM141 150L144 152V153H142L141 152ZM147 150V151H146ZM157 150V151H156ZM42 151H44V152H42ZM46 151H47V153H46ZM52 151V152H51ZM53 151H54V153H53ZM66 151V152H65ZM69 151H70V153H69ZM78 151V152H77ZM80 151V152H79ZM135 151V152H134ZM154 151V152H153ZM158 151H160V152H158ZM53 154V155H55V157L53 156V155H51V153ZM63 152H65V153H63ZM73 152V153H72ZM126 152V153H125ZM128 152V153H127ZM133 152V153H132ZM153 152V153H152ZM46 153V154H45ZM56 153V154H55ZM75 153V154H74ZM122 153V154H121ZM159 153V154H158ZM44 154V155H43ZM61 154V155H60ZM112 154V155H111ZM133 154V155H132ZM154 154V155H153ZM158 154V155H157ZM58 155H60L59 157L60 158H58ZM74 155V156H73ZM130 155H132V156H130ZM136 155V156H135ZM139 155H141V156H143L145 159H143V158H140V159H138L140 156ZM146 155V156H145ZM148 155H149V157L151 158H149L148 157ZM151 155V156H150ZM156 155H157V157H156ZM53 156V157H52ZM57 156V157H56ZM121 156V157H120ZM160 156V155H159ZM210 156V155H209ZM208 156V157H209ZM44 157V158H43ZM52 157V158H51ZM72 157H73V159H72ZM131 157V158H130ZM200 157H203L202 155H197L195 158L196 159H200ZM213 157V158H212ZM218 157V158H217ZM217 157H216V155H211L210 156V158H212L213 160H220V158H219V155H217ZM130 158V159H129ZM134 158V159H133ZM154 158V159H153ZM215 158V159H214ZM217 158V159H216ZM44 159V160H43ZM56 159V160H55ZM107 159H108V161H107ZM111 159V160H110ZM120 159V160H119ZM133 159V160H132ZM148 159H150V160H148ZM156 159V160H155ZM195 159V160H196ZM76 160V161H75ZM103 160H104V162H103ZM115 162H114V161ZM136 160V161H135ZM146 160V161H145ZM152 160H154V161H152ZM56 161V162H55ZM102 161V162H101ZM131 161V162H130ZM192 160H190V159H186V160H180V163L178 164L177 163V165H181L182 167L184 166V165H186V166H188V165H191V162ZM54 162V163H53ZM113 162V163H112ZM155 162H156V164H155ZM192 162H195L194 161V159H193V161ZM117 163V164H116ZM143 163V164H142ZM152 163V164H151ZM184 163V164H183ZM147 164H149V166L147 165ZM101 165V166H102ZM110 165H112V166H110ZM130 165V166H129ZM138 167H140V165H141V167L140 168H138ZM155 165H157V167L156 168H154L155 167ZM77 166H80V165H77ZM108 166V167H107ZM134 166V167H133ZM152 166V167H151ZM154 166V167H153ZM142 167H143V169H142ZM145 167V168H144ZM175 167V168H174ZM174 167H172V170H174V169H176L177 167H176V165L174 166ZM131 168H133V169H131ZM139 170H138V169ZM174 168V169H173ZM56 169V170H55ZM140 169H142V172L143 173H141V171H140ZM71 170V169H70ZM137 170V171H136ZM150 170V171H149ZM152 170H153V172H152ZM156 170V171H155ZM51 171H58V169L55 167V168H52L51 169ZM149 171V172H148ZM158 171V172H157ZM140 172V173H139ZM150 172H152V173H150ZM155 172H156V174H155ZM172 172V173H171ZM139 173V174H138ZM148 173H150V174H148ZM164 173V174H163ZM17 174H18V176H17ZM21 174H22V176H21ZM159 174V175H158ZM16 175V176H15ZM27 175V174H26ZM156 177H155V176ZM167 175V174H166ZM9 176H11V175H9ZM13 176L15 177H13L12 178V176L11 177H7L6 178V180H8L9 179V181H11V183L14 185V186H16L18 189H21V188H26L27 186H29V184H32V182L34 183V181H33V179L32 178H34L35 176H30L29 177V175H27V176H25V174L23 175V173H14L13 174ZM20 176V177H19ZM25 176V177H24ZM168 176V175H167ZM0 177H1V175H0ZM28 177H29V179H28ZM36 177H39L38 179L36 178ZM36 177L34 178V180H35V183H37V182H39V181H43L44 180V177L42 176L41 177V175H36ZM153 177V178H152ZM166 177V176H165ZM12 178V179H11ZM25 178H27L26 180H25ZM0 179H2V177L0 178ZM30 179H32V181L30 182ZM38 181H37V180ZM24 180V181H23ZM100 180V181H99ZM151 180V181H150ZM152 180L154 181V182H152ZM27 181H29V183H27V184H25L24 182H27ZM127 181V182H126ZM157 181V183L155 184V182ZM21 182V183H20ZM94 182H95V184H94ZM139 182V183H138ZM1 183V182H0ZM14 183H16V184H14ZM20 183V184H19ZM129 183V184H128ZM145 184L146 186H152V187H149L150 189H151V193H150V197H147V202H144V203H147V204H145L144 206H143V204L142 203H140L139 202V196H138V194H137V190L136 189H134V188H136L135 186H138V185H141V184ZM25 184V185H24ZM92 184V185H91ZM98 184V185H97ZM124 184V185H123ZM125 184H127L128 186L126 187V185ZM149 184V185H148ZM170 184V185H171ZM105 185V186H104ZM113 185V186H112ZM123 185V186H122ZM132 185H133V188H131L132 187ZM159 187H158V186ZM19 186H21L20 188H19ZM115 186V188H112L111 189V187H114ZM154 186V187H153ZM156 186V187H155ZM176 186V187H175ZM178 186L180 187V188H178ZM182 186V187H181ZM187 187V189L185 188V187ZM121 187H123V188H121ZM166 187V188H165ZM95 188H97V189H95ZM99 188V189H98ZM119 188H121V189H119ZM157 188V189H156ZM164 188V189H163ZM175 188H177L178 190L177 191H179V189H180V191L179 192H177L176 191V189ZM90 189H93V190H90ZM126 189V190H125ZM169 191V192H167V190ZM184 191H186L185 193L182 191V190ZM194 189V190H193ZM118 190V191H117ZM125 192V193H123V191ZM127 190H129V191H127ZM134 190H135V192H134ZM153 190H156V192H154ZM120 191V192H119ZM132 191V192H131ZM160 191V192H159ZM165 191V192H164ZM174 191H175V194H174ZM182 191V192H181ZM190 191V192H189ZM191 191H193V192H191ZM110 192V193H109ZM112 192V193H111ZM114 192V193H113ZM116 192V193H115ZM130 194H129V193ZM134 192V193H133ZM152 192H154V194L152 193ZM187 192H189V193H187ZM125 194V197L123 196V194ZM159 193V194H158ZM167 193V194H166ZM180 193H182V194H180ZM115 194V195H114ZM122 194V195H121ZM163 194H166L167 196L168 195H170V194H174L173 195V197H172V199L170 198H168L166 195H163ZM178 194H180V196H179V198L177 197L178 196ZM192 194H195L196 195V197L195 196H193ZM87 195V196H86ZM157 195V196H156ZM185 195V196H184ZM191 195V196H190ZM197 195H199V196H197ZM110 196V197H109ZM117 196V197H116ZM129 196V197H128ZM152 196V197H151ZM155 196V197H154ZM184 196V197H183ZM188 196V197H187ZM239 196H241V195H239ZM3 197V198H2ZM5 197H7V198H5ZM88 197H89V199H88ZM91 197H93V198H91ZM111 197L114 199H111ZM129 199H128V198ZM166 198V199H164V198ZM178 199H177V198ZM190 197V198H189ZM5 198V200H3ZM84 198H87L88 200H84ZM127 199L126 200V202L123 200V199ZM134 198V199H133ZM158 198V199H157ZM168 198V199H167ZM181 198H184V199H181ZM196 198V199H195ZM201 198V199H200ZM94 201H93V200ZM121 199V200H120ZM174 199H176V200H174ZM187 199V200H186ZM200 199V200H199ZM81 200V201H80ZM92 200V201H91ZM108 200V201H107ZM117 200H119V201H117ZM168 202H167V201ZM195 200V201H194ZM249 200V201H248ZM35 201V202H34ZM78 201V202H77ZM130 201V202H129ZM166 201V202H165ZM175 201V202H174ZM181 201H183V202H181ZM224 201V202H223ZM228 201H229V203H228ZM79 202H82V203H80L79 204ZM142 202V201H141ZM149 202V203H148ZM202 202H204V204L202 203ZM36 203V204H35ZM138 203H139V205H138ZM151 203V204H150ZM168 203V204H167ZM174 203V204H173ZM183 203V204H182ZM209 203H211V205H208ZM245 203H246V205H245ZM248 203V204H247ZM25 204V205H24ZM113 204V205H112ZM118 204V205H117ZM132 204V205H131ZM159 204V205H158ZM232 204V205H231ZM243 204V206H241ZM22 205L24 206V207H22ZM26 205H28L27 207H26ZM78 205V206H77ZM104 205H106V206H104ZM117 207H119L118 209L116 208V206ZM123 207H122V206ZM127 205V206H126ZM203 205L205 206L204 207V209H203ZM208 205V206H207ZM212 205H213V208L210 210L209 208H211L212 207ZM230 205V206H229ZM237 207H236V206ZM245 205V206H244ZM35 206V207H34ZM112 208H111V207ZM121 206V207H120ZM128 206H129V208H128ZM133 208H132V207ZM147 206V207H146ZM167 206V207H166ZM210 206V207H209ZM36 207H41L40 209L39 208H37V209H39V210H37L36 209ZM114 207V208H113ZM132 209H131V208ZM136 207V208H135ZM143 207V208H142ZM179 207H181V208H179ZM231 207V208H230ZM234 207H236L235 209H234ZM2 207H0V209H1ZM83 208V209H82ZM155 208V209H154ZM261 208H264V206H259L257 209L258 210H260ZM14 209V210H13ZM36 209V210H35ZM94 209H96V210H94ZM117 209V210H116ZM130 209L131 211H128V210ZM135 209V210H134ZM143 211H142V210ZM146 209V210H145ZM168 209V210H167ZM206 209H208V210H206ZM223 209H224V211H223ZM225 209L227 210V211H225ZM234 209V210H233ZM25 211V212H23V211ZM80 210L83 212V214H86V218H85V216H82L81 214H82V212L80 213ZM91 210V211H90ZM108 210V211H111V212H113V213H111V212H106V211ZM184 210V211H183ZM213 210V211H212ZM13 211H15V212H13ZM18 211V212H17ZM34 212V214L36 213V214H38V215H35V217H34V214H32V212ZM35 211H37V212H35ZM39 211V212H38ZM41 211H42V213L44 214V215H48V218L50 219V221L51 222H49L48 220H47V216L45 217L44 216V218H43V214L41 213ZM79 211V219L80 220H77L78 218V215H77V217L75 216V217H72V216H74L73 214H75L76 215V213L75 212H78ZM88 212V214L87 213H85V212ZM94 211V212H93ZM100 211V212H99ZM103 211H104V213H103ZM136 211V212H135ZM169 211V212H168ZM217 211V212H216ZM12 212H13V214H12ZM20 212V213H19ZM22 212V213H21ZM48 212V213H47ZM91 212V213H90ZM96 212V213H95ZM97 212H98V215H97ZM116 212V214H114ZM144 212V213H143ZM186 212V213H185ZM206 212H208L207 214H206ZM214 212V213H213ZM3 215H2V214ZM26 215H25V214ZM51 213V212H50ZM93 213H95V214H93ZM100 213V214H99ZM135 213H136V215H135ZM154 213V214H153ZM158 213V214H157ZM210 213V214H209ZM217 213V216H215V214ZM219 213V214H218ZM223 213V214H222ZM15 214V215H14ZM20 214V215H19ZM30 214V215H29ZM89 214H91V215H89ZM122 214V215H121ZM138 214V215H137ZM143 214V215H142ZM194 214L196 215V216H194ZM245 215H246V213H244ZM13 215V216H12ZM18 215V216H17ZM25 215V216H24ZM32 215H33V218H32ZM40 215H42V216H40ZM87 215H89V216H87ZM97 217H96V216ZM116 215H117V217H116ZM119 215H120V217H119ZM123 215H124V218H123ZM147 215V216H146ZM172 215V216H171ZM205 217H204V216ZM212 216V219L210 218L211 216ZM219 215V216H218ZM226 215V214H225ZM21 218H20V217ZM23 216V217H22ZM53 216V217H52ZM65 216V217H64ZM91 216V217H90ZM110 216L113 218V220H112V218H110ZM169 216H170V218H169ZM175 216V217H174ZM177 216V217H176ZM186 216V217H185ZM201 216V217H200ZM210 216V217H209ZM247 216H250L251 217V215H247ZM5 217V218H4ZM12 217V218H11ZM20 219H19V218ZM30 217H31V220H30ZM37 217H39V218H37ZM50 217H52L53 218V220H51L52 218H50ZM55 217H57V218H55ZM58 217H62V218H58ZM63 217H64V220H63ZM70 217H71V219H70ZM87 217H88V220H89V222H88V220H87ZM106 217V218H105ZM126 217V218H125ZM136 219H135V218ZM155 217V218H154ZM180 217H181V219H180ZM196 217V218H195ZM210 218V220H209V218ZM2 218V219H1ZM42 218V219H41ZM55 218V219H54ZM94 218V219H93ZM140 218H141V220H140ZM144 218V219H143ZM147 218H148V220H147ZM191 218V219H190ZM193 218V219H192ZM218 218V219H219ZM247 219L249 218V217H246ZM252 218V217H251ZM18 219V220H17ZM28 219V220H27ZM34 219V220H33ZM46 219V220H45ZM60 219H62V220H60ZM65 219H67L66 221H69L68 219H70V221L69 222H67V224H64V223H66V221H65ZM76 219V220H75ZM121 219V220H120ZM131 220V222H130V220ZM143 219V220H142ZM174 219V220H173ZM176 219V220H175ZM196 219V220H195ZM250 219V218H249ZM27 220V221H26ZM38 220V221H37ZM55 220V221H54ZM57 220V221H56ZM77 223V226L75 225L76 223L74 222V221ZM83 220V221H82ZM91 220V221H90ZM100 220V221H99ZM107 220V221H106ZM109 220V221H108ZM126 220V221H125ZM137 220V221H136ZM151 222H150V221ZM194 220V221H193ZM205 220V222H203ZM0 221V222H1ZM16 221H18V222H16ZM29 221V222H28ZM30 221H32V222H30ZM58 221H60L59 222V224H58ZM65 221V222H64ZM85 221H87V226L89 227V225L91 226V228L94 226V223H96L95 225V227H96V231H95V229H90V230H84L83 229V231H87V233L85 232H83L85 235H84V237L82 238L81 236H79V234L77 233V232H79V228H81L80 226H81V224H83V222H85ZM94 221V222H93ZM125 221V222H124ZM132 221H134V222H132ZM141 221V222H140ZM185 221V222H184ZM191 221V222H190ZM197 221V222H196ZM199 221V222H198ZM8 222H10V221H8ZM21 222H22V224H21ZM24 222V223H23ZM34 222H35V224H34ZM74 222V223H73ZM80 224H79V223ZM100 222V223H99ZM116 222V223H115ZM138 222V223H137ZM139 222H140V224H139ZM165 222V223H164ZM29 225H28V224ZM43 223V224H42ZM47 223H56V225H50V224H47ZM62 223H63V225H64V227H65V229L63 230H61L60 228H64L63 227V225H62ZM68 223H70V226H69V224ZM88 223H90V224H88ZM92 223V224H91ZM133 223V224H132ZM148 223V224H147ZM150 223V224H149ZM153 223V224H152ZM155 223V224H154ZM158 223V224H157ZM188 223V224H187ZM17 224V225H16ZM18 224H20V225H18ZM24 224V225H23ZM46 224L47 225H50V227H49V229L48 228H46V227H48V226H46ZM60 224H61V227H59L60 226ZM72 224V225H71ZM110 224H111V226H110ZM170 224H171V226H170ZM175 224V225H174ZM180 225V227H179V225ZM13 225H15L14 226V230H13ZM24 227H23V226ZM35 225V226H34ZM46 229V231L44 232V229H43V227ZM76 227H75V226ZM85 225H86V223H85ZM100 225H102L103 227H106V228H103V227H101L103 230H105L107 233H105V231L103 232V230L101 229V228H99L100 227ZM113 225L114 226H116L117 225V227L120 229L119 230V233H121L122 232V230H123V232H125V233H128L129 231V233H131L132 235H130V234H128V236L129 237H132V239H130L128 236H124V235H127V234H124L123 236L124 237H126L127 239L124 241V240H122V234L121 235H119L120 237L119 238H121V239H118L119 240V246H122L123 247V249H122V247H119V249H118V247H117V249H115L116 251H118L117 253H115L116 251L114 250V249H112L111 247H110V239H111V237H113L112 235H111V233L109 232L108 233V231L110 230V227L112 228L113 227ZM192 225V226H193ZM37 226V227H36ZM40 228H39V227ZM46 226V227H45ZM56 226V227H55ZM58 226V227H57ZM99 226V227H98ZM127 226H128V228H127ZM133 226V227H132ZM161 226V227H160ZM168 226V227H167ZM176 226H178V227H176ZM182 226V227H181ZM189 226V227H190ZM18 227V228H17ZM29 227H31V228H29ZM54 228V229H51V228ZM69 227V228H68ZM73 227L74 228H76L77 229V231H76V229H74L73 230ZM78 227V228H77ZM94 227V228H95ZM98 227V228H97ZM124 229H123V228ZM219 227V228H218ZM221 227H223V229L221 228ZM5 228V229H4ZM9 228V229H8ZM16 228H17V231H15L16 230ZM20 228V229H19ZM23 228V229H22ZM26 228V229H25ZM38 228H39V230H38ZM56 228V229H55ZM58 228V229H57ZM70 229V230H68V229ZM125 228H127V229H125ZM148 230H147V229ZM166 228V229H165ZM7 229V230H6ZM28 229V230H27ZM40 229H43V232H41L40 231ZM51 229V230H50ZM101 229V230H100ZM122 229V230H121ZM128 229H130V230H128ZM144 229V230H143ZM146 229V230H145ZM228 229H230V228H228ZM10 230H12V231H14V233L15 232H17L18 234L19 233H22L21 235L19 234L18 236H17V233H15L14 234V236H13V234L11 233V232H9ZM21 230V231H20ZM23 230V231H22ZM38 230V231H37ZM57 231L58 232V234H57V232H53V231ZM68 230V231H67ZM76 231V233L73 235V231ZM100 230V232H97V231H99ZM125 230H127V232L125 231ZM136 232H135V231ZM154 230H157V231H154ZM182 230V231H181ZM1 231H3V233L1 232ZM6 233H5V232ZM19 231V232H18ZM39 231H40V233H39ZM49 231V232H48ZM63 232V234H61L62 232ZM66 231V232H65ZM91 231H93V232H91ZM121 231V232H120ZM139 233H138V232ZM153 231V232H152ZM163 231V232H162ZM178 231V232H177ZM231 231V232H230ZM8 232H9V234H8ZM53 232V234H52V236H51V233ZM68 232H70L69 234H67ZM80 232H82V230L80 231ZM79 232V233H80ZM90 232V233H89ZM97 232V233H96ZM180 232V233H179ZM185 233V235H184V233ZM24 233V234H23ZM31 233H33L32 235H31ZM38 233V234H37ZM45 233V234H44ZM50 233V234H49ZM56 233V234H55ZM82 233V234H83ZM89 233V234H88ZM95 233V234H94ZM101 233H104L105 234V237L103 236L104 234H101ZM137 233V234H136ZM142 233V234H141ZM157 233V234H156ZM173 233H175V234H173ZM182 233V234H181ZM207 233V234H206ZM3 234V235H2ZM40 234V235H39ZM45 236H44V235ZM46 234H48V235H46ZM60 234V235H59ZM78 234V235H77ZM91 235L90 237H93L94 239H92V238H90V237H88L87 235ZM96 234H98L99 236H101V237H103V238H101V237H99L98 235H96ZM145 234V235H144ZM171 234H173V235H171ZM181 234V235H180ZM233 234H235V236L233 235ZM12 235V236H11ZM61 235H62V237H61ZM67 235V236H66ZM69 235H73L72 237H70ZM93 235V236H92ZM109 235V236H108ZM177 235V236H176ZM179 235V236H178ZM199 236H200V234H198ZM11 236V237H10ZM34 236H36V238L34 237ZM42 236H44V237H42ZM54 236V237H53ZM57 236V238H55ZM77 236H78V238H77ZM95 236H96V238H98V239H96L95 238ZM137 236H139V238H137ZM158 236V237H157ZM202 236V235H201ZM210 236V237H209ZM215 236V237H214ZM221 236V237H220ZM2 237H4L5 238V241H3V239L4 238H2ZM19 237H20V239H19ZM32 237H34V238H32ZM37 237H39V238H37ZM42 237V238H41ZM47 237V238H46ZM48 237H50V238H48ZM59 237V238H58ZM66 237V238H65ZM69 237H70V239H69ZM108 237V238H107ZM123 237V238H124ZM183 237V238H182ZM184 237H185V239H184ZM208 237V238H207ZM230 237V238H229ZM236 237V238H235ZM17 238V239H16ZM52 238V239H51ZM87 238H89L88 239V241H89V243H86L85 241H87ZM133 238H136V239H133ZM142 238H145V239H142ZM148 238V239H147ZM154 238V239H153ZM196 238H198V236L196 237ZM14 241H13V240ZM22 239V240H21ZM30 239V240H29ZM38 239V240H37ZM44 240V241H40V240ZM45 239H46V241H45ZM50 239V240H49ZM54 239H57V240H54ZM58 239H59V241H58ZM77 239H78V241H77ZM125 239V238H124ZM147 239V240H146ZM176 239V240H175ZM214 239V240H213ZM227 239H228V241H227ZM238 239V240H237ZM240 239V240H239ZM17 240V241H16ZM26 240V241H25ZM34 240H35V242L36 241H38V242H36V243H40V242H42L41 243V245L38 247L37 245H35V246H37L38 247V249H36L37 247H33V244L35 243L34 242ZM51 240H53L52 242H51ZM72 240H75V242H77V244H76V248L78 249H76V251H72V253L70 252V253H68L67 252V250H65L64 249V247H66V249H67V244L68 243H70ZM96 240H98L97 241V244L95 243V241ZM153 240V241H152ZM213 240V241H212ZM236 240V241H235ZM11 241H12V243H11ZM30 241H33V242H31V243H29ZM48 241V242H47ZM51 243H50V242ZM79 241H83V242H85V243H81L80 244V242ZM87 241V242H88ZM91 241H92V243H91ZM125 243H124V242ZM126 241H128V243L126 242ZM179 241V242H178ZM221 241V242H220ZM234 241V242H233ZM2 242V243H1ZM9 242V243H8ZM18 242V243H17ZM21 242V243H20ZM44 242V243H43ZM46 242V243H45ZM100 242V243H99ZM167 242H168V244H167ZM182 242V243H181ZM210 242V243H209ZM25 243V244H24ZM64 243V245H62ZM91 243V244H90ZM95 243V244H94ZM102 243V244H101ZM108 243V244H107ZM130 243V244H129ZM172 243V244H171ZM184 243V244H183ZM188 243V244H187ZM223 243V244H222ZM235 243V244H234ZM11 244V245H10ZM28 244V245H27ZM29 244H30V246H29ZM42 244H47L46 246L45 245H42ZM48 244H51V245H48ZM61 244V245H60ZM87 244V245H86ZM89 244V245H88ZM120 244H122V245H120ZM212 244V245H211ZM222 245V247L220 246V245ZM225 244V245H224ZM227 244V245H226ZM230 244V245H229ZM3 245V246H2ZM14 245V246H13ZM32 245V246H31ZM54 245V246H53ZM66 245V246H65ZM86 245V246H85ZM95 245V246H94ZM100 245V246H99ZM107 245H108V249H107ZM132 245V246H131ZM146 245V246H145ZM152 245V246H151ZM170 245V246H169ZM12 246V247H11ZM48 246V247H47ZM56 246V247H55ZM104 246V247H103ZM137 246V247H136ZM158 246V247H157ZM161 246V247H160ZM172 246V247H171ZM186 246V247H185ZM190 246V247H189ZM192 246V247H191ZM223 246H225V247H228V249L226 248H224ZM257 246V247H256ZM5 247V248H4ZM14 247V248H13ZM20 247V248H19ZM30 247V248H29ZM46 247V248H45ZM50 247V248H49ZM52 247V248H51ZM62 247V248H61ZM82 247V248H81ZM85 247V248H84ZM89 247V248H88ZM92 247V248H91ZM93 247H95V248H97V249H95V248H93ZM175 247V248H174ZM221 247V248H220ZM247 247V248H246ZM251 249H250V248ZM80 248V249H79ZM84 248V249H83ZM91 248V249H90ZM98 248H100V249H104L103 251L102 250H100V249H98ZM169 248V249H168ZM212 248V249H211ZM218 248V249H217ZM219 248H220V250H219ZM39 249H40V251H39ZM41 249H45L44 250V253L41 251ZM59 249V250H58ZM62 249H64L65 251H63ZM89 249V250H88ZM109 252H107L106 250ZM120 249H122V250H120ZM128 249H130V250H128ZM156 249V250H155ZM174 249V250H173ZM193 249H195V250H193ZM211 249V250H210ZM222 249V250H221ZM239 249V250H238ZM248 249H250L249 251H248ZM254 249H256V251L254 250ZM3 250V251H2ZM16 250H18V251H16ZM20 250V251H19ZM120 250V251H119ZM161 250V251H160ZM215 250V251H214ZM231 250V251H230ZM234 250H235V253H234ZM238 250V251H237ZM243 250V251H242ZM253 251L254 250V252L255 253H257V254H255L254 252H252V253H250V251ZM30 251V252H29ZM82 251V252H81ZM84 251V252H83ZM88 251V252H87ZM100 251V252H99ZM151 251V252H150ZM219 251V252H218ZM230 251V252H229ZM233 251V252H232ZM14 252H16V253H14ZM28 252H29V254H28ZM60 252H61V254H60ZM126 252V253H125ZM161 252V253H160ZM189 252V253H188ZM190 252H191V254H190ZM219 254H218V253ZM12 253V254H11ZM41 253V254H40ZM50 253V254H49ZM86 254V255H83V254ZM112 253H114V254H112ZM124 253V254H123ZM206 253L208 254V255H206ZM216 255V253H217V257L216 256H214V254ZM221 253H223L222 255H220ZM230 253H231V255H230ZM250 253V254H249ZM10 254V255H9ZM14 254V255H13ZM28 254V255H27ZM43 254V255H42ZM46 254V255H45ZM53 254V255H52ZM57 254V255H56ZM168 254V255H167ZM198 254V255H197ZM212 254V255H211ZM260 254V255H259ZM9 257H8V256ZM18 255V256H17ZM34 255V256H33ZM45 255V256H44ZM50 255H52V256H50ZM65 255V256H64ZM73 255H75V256H73ZM101 255V256H100ZM115 255V256H114ZM116 255H118V256H116ZM196 255H197V257H196ZM10 256H13V257H10ZM21 256V257H20ZM38 256V257H37ZM67 256V257H66ZM72 256V257H71ZM82 256V257H81ZM111 256L113 257V258H111ZM182 256V257H181ZM207 257V256H209L208 258H205V257ZM212 256V257H211ZM226 256V257H225ZM258 256V257H257ZM1 257H2V259H1ZM34 257H36V258H34ZM39 257H40V259H39ZM43 259H42V258ZM79 257H81V258H79ZM99 257V258H98ZM109 257V258H108ZM116 257V258H115ZM153 257V258H152ZM202 257V258H201ZM215 257V258H214ZM232 257H234V258H232ZM5 260H4V259ZM9 258V259H8ZM26 258V259H25ZM74 258V259H73ZM92 258V259H91ZM149 258V259H148ZM11 259V260H10ZM39 259V260H38ZM65 259L67 260V261H65ZM81 259V260H80ZM86 261H85V260ZM221 259H223V260H221ZM249 259L251 260V261H249ZM255 259V260H254ZM10 260V261H9ZM18 260V261H17ZM29 260V261H28ZM33 260V261H32ZM37 260V261H36ZM83 260V261H82ZM96 260V261H95ZM115 262H114V261ZM207 260H209L208 262H206ZM213 260V261H212ZM217 260V261H216ZM219 260V261H218ZM13 261V262H12ZM17 261V262H16ZM20 261V262H19ZM45 261V262H44ZM52 261V262H51ZM74 261V262H73ZM82 261V262H81ZM88 261V262H87ZM159 261V262H158ZM176 261L178 262V263H176ZM203 263H202V262ZM216 261V262H215ZM228 261V262H227ZM10 262V263H9ZM28 262V263H27ZM57 262V263H56ZM64 262V263H63ZM79 262V263H78ZM98 262V263H97ZM105 262V263H104ZM108 262V263H107ZM117 262V263H116ZM175 262V263H174ZM186 262H188V263H186ZM204 262H206V263H204ZM231 262V263H230ZM247 263V264H248Z\"/></svg>", "mask_w": 264, "mask_h": 264}, {"label": "clouds", "instance_id": "obj_3", "mask_svg": "<svg viewBox=\"0 0 264 264\" xmlns=\"http://www.w3.org/2000/svg\"><path fill=\"white\" fill-rule=\"evenodd\" d=\"M122 261L123 264H146V261L142 259L139 254H135L127 258L124 257Z\"/></svg>", "mask_w": 264, "mask_h": 264}]
</instances>
